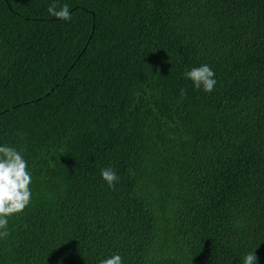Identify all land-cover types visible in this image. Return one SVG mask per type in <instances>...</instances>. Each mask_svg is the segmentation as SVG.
<instances>
[{
	"label": "trees",
	"instance_id": "16d2710c",
	"mask_svg": "<svg viewBox=\"0 0 264 264\" xmlns=\"http://www.w3.org/2000/svg\"><path fill=\"white\" fill-rule=\"evenodd\" d=\"M0 143L33 174L0 264H264V0H0Z\"/></svg>",
	"mask_w": 264,
	"mask_h": 264
},
{
	"label": "clouds",
	"instance_id": "9594fccd",
	"mask_svg": "<svg viewBox=\"0 0 264 264\" xmlns=\"http://www.w3.org/2000/svg\"><path fill=\"white\" fill-rule=\"evenodd\" d=\"M48 12L63 20L71 19L70 5L67 3L59 8L52 3ZM191 33L198 37L204 49L210 48L212 40L207 33L203 35L195 28H192ZM184 75L191 81L193 88L204 92H212L218 83L215 70L208 63L197 64L187 69ZM101 178L109 187H115L119 175L109 166L101 169ZM32 180L33 174L23 152L14 145L0 143V238L9 235V217L22 213L30 205L33 195ZM256 261L255 251H249L243 257L242 264H256ZM98 264H125V260L120 252H114L99 259Z\"/></svg>",
	"mask_w": 264,
	"mask_h": 264
}]
</instances>
